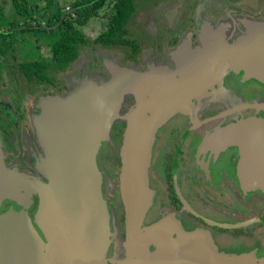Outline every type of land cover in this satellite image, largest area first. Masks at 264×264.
I'll return each instance as SVG.
<instances>
[{"label": "water", "instance_id": "1", "mask_svg": "<svg viewBox=\"0 0 264 264\" xmlns=\"http://www.w3.org/2000/svg\"><path fill=\"white\" fill-rule=\"evenodd\" d=\"M179 53L175 69L120 70L108 81L87 78L64 94L39 97L32 125L42 155L35 174L8 166L0 139V207L5 200L22 207L0 214V264H264L255 251H220L210 232L185 230L175 213L148 224L155 205L150 168L157 132L178 115L194 121L195 102L222 85L228 73L264 85V21L246 24L241 35L231 38L206 29L198 48ZM127 95L135 103L122 117ZM238 108L264 109V104ZM119 118L126 123L118 174L125 253L114 260L108 257L111 213L98 155ZM202 147L236 148L241 193L264 191L263 117L235 118L206 136Z\"/></svg>", "mask_w": 264, "mask_h": 264}, {"label": "flooded vegetation", "instance_id": "2", "mask_svg": "<svg viewBox=\"0 0 264 264\" xmlns=\"http://www.w3.org/2000/svg\"><path fill=\"white\" fill-rule=\"evenodd\" d=\"M147 8L148 12L141 10L142 14L138 19L131 21L130 26L139 23L144 31L138 39L132 41L133 44L122 50L86 47L80 58L60 76V84L50 86V89L45 85L26 88L21 76L8 67L10 59L2 63L6 66L0 70V139L8 166L30 174L36 173L35 164L42 155V149L35 137L32 117L37 111L36 101L39 97L54 92L64 94L87 78L108 81L116 77L120 70L125 72L126 69H134L143 72L150 68L175 69L181 55L179 51H194L198 48L206 29L222 31L231 38L241 35L246 24L264 21V0H158ZM77 18L76 13L75 19ZM102 33L94 39L84 34L95 41ZM86 49H89L92 58L80 64ZM5 74L7 77H10L9 74L12 76L11 83L18 80L15 88L8 89L6 82L2 81ZM35 90L42 91L43 94L37 95L34 100ZM208 93L201 102H195V122L189 117L178 115L156 134L150 168V184L156 194L154 212L149 215L148 224L166 213H175L185 230L210 232L222 252L241 254L255 251L258 257H264V191L256 190L247 195L241 193L237 178L239 154L236 148L217 152L202 147L206 136L233 122L235 118L253 115L264 118V109L238 108L248 102L264 104V85L254 80H244L242 73H228L223 76L222 85L217 84ZM25 99L31 105H25ZM134 99L131 95L126 96L120 109L122 117L134 105ZM200 103L202 106L199 111L197 106ZM225 111H232L225 119L216 118L208 123L203 122L222 115ZM125 128L126 123L120 118L113 124L110 141L103 143L98 155L101 172L102 161L111 160V165L117 164L112 154L117 150L118 141L122 144ZM118 174L112 168L113 205L115 204L118 212L121 230L123 211L124 230V208L119 194ZM102 176L103 194L107 200L103 173ZM108 206L113 230V206L109 202ZM161 206H165L168 211L158 213ZM37 207L35 197L29 209L32 219ZM10 209L20 211L22 207L5 200L0 207V214ZM245 222H249L248 225ZM37 230L39 231L38 228ZM39 233L43 237L40 231ZM108 257H111L110 250Z\"/></svg>", "mask_w": 264, "mask_h": 264}, {"label": "trees", "instance_id": "3", "mask_svg": "<svg viewBox=\"0 0 264 264\" xmlns=\"http://www.w3.org/2000/svg\"><path fill=\"white\" fill-rule=\"evenodd\" d=\"M40 1L8 0L15 10L14 18L7 15L6 5L0 3V70L9 57L13 55L16 59L20 48L15 45H24L17 39L19 33L33 35L37 43L34 47L28 45V59L8 66L21 76L26 88L60 84V76L80 58L86 47L122 50L133 44L128 30L136 0H73L71 8L78 14L77 19L64 11L61 0H45L43 6ZM99 16L106 18L107 24L103 33L92 41L80 27ZM43 46L49 53L43 54Z\"/></svg>", "mask_w": 264, "mask_h": 264}, {"label": "rangeland", "instance_id": "4", "mask_svg": "<svg viewBox=\"0 0 264 264\" xmlns=\"http://www.w3.org/2000/svg\"><path fill=\"white\" fill-rule=\"evenodd\" d=\"M73 0H61V6H64L65 8L68 6V7H71V3H72ZM158 0H137L135 2V11H134V14L132 16V19H138L139 15H141L142 11L141 10H144L145 12H148L147 7L151 6L154 2H157ZM0 3H4L6 6V13L9 17L11 18H14L15 16V10L11 4V2H8V0H0ZM41 5H45V0H41L40 1ZM146 8V9H145ZM72 9V8H71ZM74 11V10H73ZM75 12V11H74ZM151 12V11H149ZM76 13V12H75ZM106 23H107V19L106 18H101V17H97V18H93L91 19L88 23H86L84 26H81V30L87 35L89 36L90 38L94 39L97 35H99V33H102V31L105 29V26H106ZM132 23V22H131ZM131 25V24H130ZM142 28L139 26V23L137 25H134L133 27L130 26L129 27V30H128V33H129V38L131 41H135L136 39L139 38L140 35L143 34V30H141ZM26 34V33H25ZM33 35H30L27 33V35H21L19 33V35H17V39L18 41H21L22 44L24 45H21L19 43L15 45V48H20V50L18 51L17 49V56L15 57L18 61H16V59H13V55L12 57H10L9 59V62L12 64V63H15V64H18L20 61L24 60V59H28V45L31 46V47H34V46H37V43H36V40L34 37H32ZM38 37H41V35L37 34ZM138 37V38H137ZM20 46V47H19ZM43 48H45L44 50V53L43 54H47L49 53V49H47L46 46H43ZM82 61H80V64H84L86 62H88L92 56L90 55V52H89V49H86L85 50V54L83 52V56H82ZM8 73V72H7ZM10 77H7V75L5 74L3 77H2V81H5L6 82V85L8 86V89L11 87V88H15V85H17L18 83V80H14L13 83H11V75L9 74ZM1 81V82H2ZM46 87L48 89H50V85H46ZM7 89V90H8ZM1 92H4V90H2ZM10 92V90L8 91ZM14 94H16L14 92ZM39 94H43L42 91H38V90H35L34 93H33V99L35 100V97ZM23 103L26 105H31L27 99H25L23 101ZM29 103V104H28ZM121 143L118 141V146L116 147L117 150L115 152V154L113 153L112 156L115 158V161L117 164H114L112 166V168L114 170H116L117 173H119L118 171L120 170L119 168V147H120ZM106 149V148H105ZM104 149V150H105ZM118 200H119V197H118ZM120 202V201H119ZM119 207L121 205V203H118ZM154 212V209L151 210L150 214ZM121 224H122V231H123V235H124V230H123V211H122V221H121Z\"/></svg>", "mask_w": 264, "mask_h": 264}, {"label": "bare ground", "instance_id": "5", "mask_svg": "<svg viewBox=\"0 0 264 264\" xmlns=\"http://www.w3.org/2000/svg\"><path fill=\"white\" fill-rule=\"evenodd\" d=\"M212 96V95H210ZM209 98V97H208ZM200 106L202 104L200 103L197 106V109L200 111ZM114 148V145H112V150ZM111 160L109 161H102L101 163V170L102 173L104 174L105 178V192L107 194V201L111 203L112 207V215H113V230H112V237H111V245H110V258L112 259H119L122 257L125 253V240L123 238V233L120 228L119 220H118V212L117 209L115 208V204L113 205L114 202V182L112 179V166L111 165ZM167 208L165 206L160 207V211L158 213H165L167 212ZM156 213V211H155ZM109 264H116L114 261L110 262Z\"/></svg>", "mask_w": 264, "mask_h": 264}, {"label": "built area", "instance_id": "6", "mask_svg": "<svg viewBox=\"0 0 264 264\" xmlns=\"http://www.w3.org/2000/svg\"><path fill=\"white\" fill-rule=\"evenodd\" d=\"M64 11H66V12H68L69 14H70V16L73 18V19H75V17H76V13L71 9V7H66V8H64Z\"/></svg>", "mask_w": 264, "mask_h": 264}]
</instances>
